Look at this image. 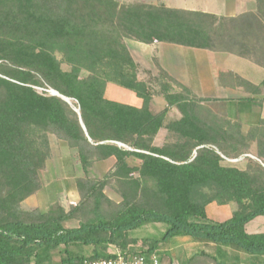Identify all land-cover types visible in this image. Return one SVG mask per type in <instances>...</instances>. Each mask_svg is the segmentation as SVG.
Here are the masks:
<instances>
[{
  "label": "trees",
  "instance_id": "16d2710c",
  "mask_svg": "<svg viewBox=\"0 0 264 264\" xmlns=\"http://www.w3.org/2000/svg\"><path fill=\"white\" fill-rule=\"evenodd\" d=\"M256 2L257 14L229 18L117 0H0V264H84L116 258L111 246L163 259L161 245L176 237L228 246L249 254V264H264V233L246 231L264 216V120L244 133L241 121L205 107L206 99L165 72L167 107L153 113L152 83L139 80L126 44L226 51L237 31L264 29V0ZM109 84L134 92L143 106L109 100ZM173 109L181 118L169 119ZM162 130L174 140L158 146ZM50 136L77 152L84 172L75 181L80 202L68 213L60 205L48 212L22 206L43 188ZM253 145L261 162L249 157ZM244 156L245 169L223 165V157ZM111 158L112 170L90 177L95 163ZM211 203L238 209L216 223L207 215ZM67 220L79 227L66 229ZM149 224L167 229L160 238L130 236Z\"/></svg>",
  "mask_w": 264,
  "mask_h": 264
},
{
  "label": "crops",
  "instance_id": "0c3cea01",
  "mask_svg": "<svg viewBox=\"0 0 264 264\" xmlns=\"http://www.w3.org/2000/svg\"><path fill=\"white\" fill-rule=\"evenodd\" d=\"M117 1L123 4L121 0ZM126 1L182 9L173 5L174 0ZM240 3L241 5L239 7L236 5V2H234L235 6L233 7H225V12L221 8L219 11L213 9L216 12H210L208 9H211L210 7L213 5L210 2L206 4L205 9L193 11H201L229 18L258 13L256 0ZM235 34L238 36L234 38L235 46L229 49L227 48L226 51H212L170 43L145 44L129 39L126 40V44L139 66L138 77L140 81L150 83L151 77L156 78L162 72H165L174 80L189 88L197 97L207 99L211 102L216 101L215 103L217 104L223 102V112L212 105L211 109L219 115L223 114L225 118L241 121L244 133H248L253 126L258 125L261 120H264V29H241ZM237 77H240L249 84L246 86L241 85ZM120 90L133 93L137 98L134 102L135 104H129L131 102L128 101L131 100L127 98H118L120 97L118 95V93L120 94ZM106 97L109 100L137 108H141L144 103L134 92L115 84H109L107 86ZM157 101L162 107L158 111L155 110ZM166 107L167 103L163 95L155 94L151 102L152 112L156 114L160 113ZM70 152V155L66 157L65 161L71 168L70 175L72 177L74 176V180L76 181V178L84 177V175L81 176L78 173L80 168L82 170V167L77 152L75 150H70ZM250 157L261 162L256 157V145H253L252 155ZM111 161L114 162V165L116 164L115 158L98 162L97 164H105ZM243 161L240 169H245L247 166V160L244 159ZM79 202L80 196L77 188L76 190L49 189L43 183L42 190L24 201L22 206L27 211L39 209L42 212H48L54 205H60L68 213L70 208L75 207ZM237 209L238 206L236 203H230L228 205L211 203L207 206L206 211L211 221L224 223L233 218ZM258 218L264 222V216ZM255 220L250 223L255 222ZM249 224L246 226L247 233H264L260 232V224H257L255 228L256 232H248ZM64 226L66 229L78 228L79 223L77 221L67 220ZM166 229L167 226L164 224H149L131 232L130 236L136 239L160 238ZM154 230L157 231L156 234L153 233ZM86 250L87 253L92 251L90 248ZM109 252L113 255L121 254L115 246H111ZM160 252L171 257V264H249L251 259L250 255L245 252L236 251L231 247L214 243L198 242L191 237L173 238L161 245ZM161 260L165 262L164 258ZM56 261H59V258H56Z\"/></svg>",
  "mask_w": 264,
  "mask_h": 264
},
{
  "label": "rangeland",
  "instance_id": "374dc122",
  "mask_svg": "<svg viewBox=\"0 0 264 264\" xmlns=\"http://www.w3.org/2000/svg\"><path fill=\"white\" fill-rule=\"evenodd\" d=\"M244 1L245 2H252L253 0H174V2H173L174 4L173 3L172 4L174 6L182 8V9L203 10L207 6L206 4L208 2H210L213 4L212 7H210L212 10L208 9L210 12H216V11H213V9L219 11L220 8L222 9V11L224 10L223 12H225L226 11L225 7L235 6L234 2H236V5H238V7H239L241 5L240 2H244ZM121 3H123V4H134L135 2L133 3V2H128L126 0L125 1L121 0ZM64 69L67 70L68 67L66 65H64ZM150 81L152 83V88H153L154 94H157V95H161V85L163 83L170 82L168 79L163 78L162 74H160L156 78L151 77ZM175 89L180 90L177 87H175ZM37 90L40 93L47 91L51 95V93H50L51 90H44L42 88H37ZM118 95L120 96L118 98L124 97V98L131 100V101H128V102H131L129 104H135L134 102L137 99L133 93H130V92L124 91V90H122V91L120 90V94L118 93ZM212 102L207 100L203 103V105L209 109H211V105H212L215 108L217 107L220 111L223 112V110H224V103L223 102H220L218 104L215 103L216 101H212ZM71 103H72V101H71ZM161 108H162L161 105L157 101L155 110L158 111V110H161ZM220 116L224 118L223 114L222 115L220 114ZM179 118H181V113L179 112V110L173 109L169 114V119L170 120H176ZM49 139H50V145H51V158L47 162L46 168L44 170H42L40 173L45 187L49 188V189H58V190H60V189H62V190H66V189L76 190V182L74 180V176L72 177V175H70L71 168L66 164V161H65L66 157L69 156L71 153L70 150L68 149L67 144L63 141L58 140L55 136H50ZM173 140H174L173 135L168 133L166 130H162L156 138V143H157V145H162L165 142H169V141H173ZM244 159H245V156L242 157L239 162L225 161L223 163V165L235 166V167L241 168V165L244 162L243 161ZM113 161L107 162L105 164L104 163L103 164H97V163L94 164L90 168V171H89L90 177L96 178V179H102L109 172V170L113 168V166H114ZM78 173L81 176L84 175L81 168L79 169ZM107 193L113 199H115V200L119 199L117 194L112 189H108ZM257 224L258 225L260 224V226H261L260 232H264V222L260 221L259 218L257 220H255V222L249 224L248 232H250V233L256 232L255 228H256ZM153 233L156 234L157 231L154 230ZM164 261L166 264L172 263V259L170 256L164 255Z\"/></svg>",
  "mask_w": 264,
  "mask_h": 264
},
{
  "label": "built area",
  "instance_id": "2783aa9c",
  "mask_svg": "<svg viewBox=\"0 0 264 264\" xmlns=\"http://www.w3.org/2000/svg\"><path fill=\"white\" fill-rule=\"evenodd\" d=\"M251 155H249L250 157ZM246 157V156H245ZM225 161L239 162L240 159H228L223 157ZM84 264H166L156 254L146 255H122L117 254L116 258L113 259H100L95 261H86Z\"/></svg>",
  "mask_w": 264,
  "mask_h": 264
},
{
  "label": "water",
  "instance_id": "95a60500",
  "mask_svg": "<svg viewBox=\"0 0 264 264\" xmlns=\"http://www.w3.org/2000/svg\"><path fill=\"white\" fill-rule=\"evenodd\" d=\"M50 93H51V95H53V96H59V97L63 98L65 101H67L68 103L71 104V100H70V99L65 98L64 96H61L57 91H55V90H51ZM77 112H79V111L77 110Z\"/></svg>",
  "mask_w": 264,
  "mask_h": 264
}]
</instances>
